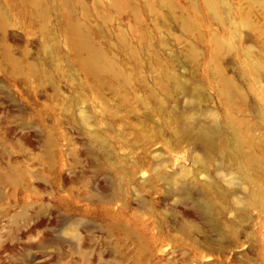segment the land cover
Returning a JSON list of instances; mask_svg holds the SVG:
<instances>
[{
    "label": "rangeland",
    "instance_id": "rangeland-1",
    "mask_svg": "<svg viewBox=\"0 0 264 264\" xmlns=\"http://www.w3.org/2000/svg\"><path fill=\"white\" fill-rule=\"evenodd\" d=\"M0 264H264V0H0Z\"/></svg>",
    "mask_w": 264,
    "mask_h": 264
},
{
    "label": "bare ground",
    "instance_id": "bare-ground-1",
    "mask_svg": "<svg viewBox=\"0 0 264 264\" xmlns=\"http://www.w3.org/2000/svg\"><path fill=\"white\" fill-rule=\"evenodd\" d=\"M84 45L88 47V49L90 50L89 65L91 66V69H98L102 65L109 67L107 66L108 63L103 59V57L96 50L91 49L89 47L90 45L89 46L87 44H84ZM227 85H228V91H230L232 88V84L228 82ZM215 133H216V127H204L200 130V133H199L200 139L202 143L204 144V146L210 147L213 144V138H214ZM132 170L133 171H131V173L128 175V178L126 179V184H130L131 182L133 183L135 181V178L137 177L138 168L134 167ZM110 214H111V219H108L107 215L104 214L102 215V217H99V216L96 217L95 220L102 221L103 223L111 226L114 231L113 237H115L116 240L122 241V238L119 235V231H124L125 236L127 238L133 237V238H136V239H139L145 242V239H143V235L138 233L137 231L139 230L138 226H135L133 224V223L137 224L136 222L137 219L132 218L131 217L132 215L128 214L127 211H125L124 209L120 210L118 213L110 212ZM136 218L138 217L136 216ZM119 219H120V222L118 221ZM130 221L132 222V226L130 224ZM108 252L111 254L115 253L114 250H108ZM151 255L152 254L144 248H142L141 251L139 252L140 257H146V256H151Z\"/></svg>",
    "mask_w": 264,
    "mask_h": 264
}]
</instances>
